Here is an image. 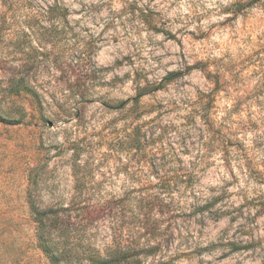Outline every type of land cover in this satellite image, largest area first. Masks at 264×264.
<instances>
[{
  "label": "rangeland",
  "instance_id": "rangeland-1",
  "mask_svg": "<svg viewBox=\"0 0 264 264\" xmlns=\"http://www.w3.org/2000/svg\"><path fill=\"white\" fill-rule=\"evenodd\" d=\"M0 0V264H264V0ZM59 4L66 15H46ZM25 78L20 96L11 79Z\"/></svg>",
  "mask_w": 264,
  "mask_h": 264
},
{
  "label": "trees",
  "instance_id": "trees-1",
  "mask_svg": "<svg viewBox=\"0 0 264 264\" xmlns=\"http://www.w3.org/2000/svg\"><path fill=\"white\" fill-rule=\"evenodd\" d=\"M7 3L8 8L4 15L8 17L10 13L9 19L12 20L15 17L14 12L19 8V2L7 0ZM66 13V10L59 4H54L46 11V15H66ZM11 80L10 95L20 96L24 90V76L14 77ZM29 180L35 188L36 176L30 173ZM33 189L29 188L28 197L38 247L50 264H74L72 252L68 249L72 230V217L69 209L63 205L42 207L37 203ZM124 254L122 250L115 249V251L107 252L103 256L98 254L94 258L88 259L87 263L81 259L77 264H123L127 259Z\"/></svg>",
  "mask_w": 264,
  "mask_h": 264
}]
</instances>
